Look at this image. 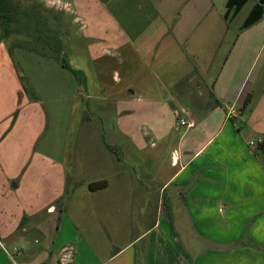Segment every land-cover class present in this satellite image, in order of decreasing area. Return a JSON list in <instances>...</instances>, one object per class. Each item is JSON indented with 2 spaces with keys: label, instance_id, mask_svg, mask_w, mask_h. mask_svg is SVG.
I'll return each mask as SVG.
<instances>
[{
  "label": "crops",
  "instance_id": "obj_1",
  "mask_svg": "<svg viewBox=\"0 0 264 264\" xmlns=\"http://www.w3.org/2000/svg\"><path fill=\"white\" fill-rule=\"evenodd\" d=\"M47 1L60 5L58 0ZM94 2L104 8L106 0ZM225 3L222 17L228 22L233 17L224 18ZM61 5L69 11L68 3ZM205 14L197 12L196 18L202 15L204 20ZM227 30L225 26L211 33L217 45ZM53 41L64 52L63 40ZM263 43L264 8L257 23L228 41L215 67L207 60L198 68L205 77L213 70L211 78L192 90V76L169 78L156 94L152 80H127L113 96H105L85 69L67 62L84 76L71 81V102L80 111L89 107L91 117L81 120L93 123L87 129L100 133V140L82 147L85 176L74 166L64 169L63 161L54 162L60 166L59 181L71 185L64 195L54 193L56 201L63 200L57 207L47 205L50 214L58 209L56 222L39 226L44 244L20 264H189L180 249L192 264H264ZM4 44L0 33V141L28 113ZM247 97V107L240 110ZM190 99L197 101L194 111L181 105ZM230 108L235 114L229 117ZM178 119L193 121V126H176ZM259 136L262 144L251 148L248 141ZM98 181L105 186L88 188ZM31 218L25 216L14 228L26 232ZM9 231L3 232L6 238ZM0 264H19L2 250L1 242Z\"/></svg>",
  "mask_w": 264,
  "mask_h": 264
},
{
  "label": "rangeland",
  "instance_id": "obj_2",
  "mask_svg": "<svg viewBox=\"0 0 264 264\" xmlns=\"http://www.w3.org/2000/svg\"><path fill=\"white\" fill-rule=\"evenodd\" d=\"M12 1L24 10L32 8L22 16L31 26L23 19L13 23L12 32L3 39L5 55L20 77L21 83L17 80L28 103L24 107L28 113L21 115L13 133L6 137L8 151L2 149L5 137L0 141V242L2 250L20 264L22 257L34 254L44 244L39 226L56 222L58 209L50 214L47 205L52 202L57 207L63 200L56 201L54 193L64 195L71 185L59 181L60 166L54 162L63 161L64 169L74 166L78 175L85 176L82 147L86 141L100 140V133L87 129L93 123L81 120L89 116V107L83 112L71 102L75 76L61 66V60L85 69L97 92L103 89L105 96H113L127 80H152L156 94L159 84H166L169 78L192 76V90L202 79L211 78L213 70L205 77L198 68L207 60L212 61V67L218 64L256 0H246L228 22L222 17L224 0H106L104 8L94 0H58L61 9L47 0ZM64 2L69 11L61 5ZM197 12L206 13V18L201 15L198 20ZM77 16L80 18L73 21ZM225 26L227 34L217 45L211 33ZM47 37L62 39L64 52L56 53L57 42L48 45ZM262 54L263 49L255 59L254 71ZM191 101L182 100V107L194 111L197 101ZM132 184L138 188V182ZM25 216L32 217L29 229H15ZM6 230L14 234L6 238Z\"/></svg>",
  "mask_w": 264,
  "mask_h": 264
},
{
  "label": "trees",
  "instance_id": "obj_3",
  "mask_svg": "<svg viewBox=\"0 0 264 264\" xmlns=\"http://www.w3.org/2000/svg\"><path fill=\"white\" fill-rule=\"evenodd\" d=\"M245 2H246V0H226V3H225L226 11L224 13V18L227 19L229 14H230L231 18L234 17V15L237 14V12L241 9V7L245 4ZM31 7H33V6H31ZM263 8H264V0H257L254 3V5L251 7V9L249 10L248 14L246 15V17L244 18L242 23L240 24L239 31H242L248 27H251L255 23H257L262 18ZM31 12H32V8L24 10L22 5L17 4L16 2H13L12 0H0V33H1V39H4V37H7L9 35V33L12 32L11 26L13 23L20 22V21H22V19L24 20V23L31 26L30 20H25L24 18H22L23 15L26 16L27 15L26 13H31ZM35 23H38V22H35ZM37 31L39 32V30H37ZM38 40H40V39H38ZM45 41H46V43H48V45H51L50 42H53V37H47V39H45ZM55 49H56V53L60 52L59 46L56 47ZM61 66L69 69L74 74V76L76 78L79 76L81 77V79L84 78L83 73L80 70H77V69L70 67L68 65V63L66 61H64V59L61 60ZM16 76H17L19 82L21 83L20 77H19V75H17V72H16ZM22 88H24V87L22 86ZM211 97H212V95H211ZM249 101H250V98L247 97L245 99V101L243 102L240 110H244L247 107ZM105 184H106L105 181L92 182V183L88 184V188L89 189L102 188L105 186ZM171 231L174 234V231L173 230H171ZM180 253H181V256H183L185 259L188 260L189 264H192L191 260L189 259L188 254L186 252H184L182 249H180Z\"/></svg>",
  "mask_w": 264,
  "mask_h": 264
},
{
  "label": "built area",
  "instance_id": "obj_4",
  "mask_svg": "<svg viewBox=\"0 0 264 264\" xmlns=\"http://www.w3.org/2000/svg\"><path fill=\"white\" fill-rule=\"evenodd\" d=\"M227 114H228L229 117L232 116L233 114H235L234 108H230L228 110V113ZM183 125H185L187 127H191V126H193V121L185 122L182 119H178L177 122H176V126H183ZM262 142H263V137L262 136H259V137L255 138V139H250L248 141V145L251 148L256 149L260 144H262Z\"/></svg>",
  "mask_w": 264,
  "mask_h": 264
}]
</instances>
